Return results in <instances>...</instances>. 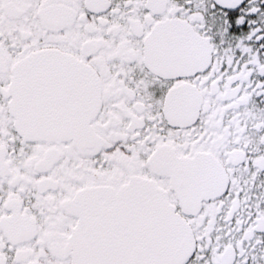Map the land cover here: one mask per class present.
<instances>
[{
  "label": "snow or ice",
  "instance_id": "6c2138e0",
  "mask_svg": "<svg viewBox=\"0 0 264 264\" xmlns=\"http://www.w3.org/2000/svg\"><path fill=\"white\" fill-rule=\"evenodd\" d=\"M0 264H264V0H0Z\"/></svg>",
  "mask_w": 264,
  "mask_h": 264
}]
</instances>
